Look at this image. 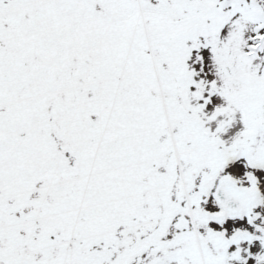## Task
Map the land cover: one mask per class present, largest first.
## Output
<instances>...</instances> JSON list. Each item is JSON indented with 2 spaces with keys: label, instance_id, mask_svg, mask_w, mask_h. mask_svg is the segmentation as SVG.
I'll list each match as a JSON object with an SVG mask.
<instances>
[{
  "label": "snow or ice",
  "instance_id": "1",
  "mask_svg": "<svg viewBox=\"0 0 264 264\" xmlns=\"http://www.w3.org/2000/svg\"><path fill=\"white\" fill-rule=\"evenodd\" d=\"M0 264H264V0H0Z\"/></svg>",
  "mask_w": 264,
  "mask_h": 264
}]
</instances>
